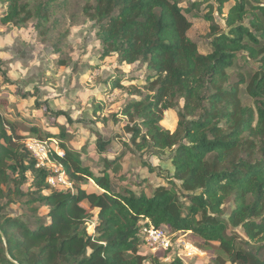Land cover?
<instances>
[{
	"label": "trees",
	"instance_id": "16d2710c",
	"mask_svg": "<svg viewBox=\"0 0 264 264\" xmlns=\"http://www.w3.org/2000/svg\"><path fill=\"white\" fill-rule=\"evenodd\" d=\"M68 1L0 0V23L34 21L47 37L54 6ZM86 1L83 15L93 23L100 58L116 56L119 65L140 64L148 72L145 96L132 86L140 99L118 113L131 136L129 144L121 141L130 153L170 152L174 172L160 174L166 184L146 192L142 181L127 179L129 172L117 175L125 155L104 157L102 166L86 164L63 145L68 131L53 120L63 152L53 159L74 190L51 188V172L37 167L19 133L20 119L11 117L0 100V264H182L166 262L169 252L142 251L143 229L150 225L172 238L192 236L206 253L216 250L212 264H264V5L260 0H208L218 5L220 15L234 1L223 28L216 22L215 5L202 10L205 1L186 8L181 0ZM190 15L210 23L206 54L188 35ZM239 59L244 60L241 71L258 63L248 81L242 74L233 81L229 73ZM97 81L108 86L103 96L124 89L120 77ZM243 91L254 108L243 105ZM103 108L98 105L96 112ZM166 114L173 128L177 124L173 132L163 127ZM29 127L37 137V127ZM112 141L96 142L95 151L103 155ZM231 198L234 208L226 217L224 206ZM20 203L33 219L40 216L36 204L46 207L48 222L32 224L11 213L9 208ZM91 220L93 234L86 227Z\"/></svg>",
	"mask_w": 264,
	"mask_h": 264
},
{
	"label": "rangeland",
	"instance_id": "374dc122",
	"mask_svg": "<svg viewBox=\"0 0 264 264\" xmlns=\"http://www.w3.org/2000/svg\"><path fill=\"white\" fill-rule=\"evenodd\" d=\"M194 1H205L202 6L204 12H207L208 4L215 5L216 22L225 27L223 18L234 1L225 4L223 15L219 14L218 5L214 1L207 3L208 0H181V6L186 8ZM260 1L264 5V0ZM86 2H58L47 25V37L38 32L34 21L21 26L0 24V99L7 102V111L20 119L19 133L25 139H47L45 135L48 133L56 135L49 139L52 149L60 151L61 139L57 136L59 129L53 126V120H56L68 131L63 145L83 157L86 164L96 166L99 163L102 166L104 157L112 159L116 156L122 159L125 155L119 160L122 165L117 175L121 177L129 172L127 179L142 181V188L150 192L155 187L166 184L160 174L174 172L171 153L157 156L150 150L145 153L128 152L121 139L129 144L131 136L124 130L127 125L125 118L118 114L126 103L140 99V96L133 94L132 86L142 90V95L145 96L143 86L148 72L140 64L119 65L116 56L104 60L100 58L102 49L92 27L93 23L83 15ZM1 10L0 4V17ZM188 18L193 24L189 37L197 43L202 54L208 53L211 50L210 23L193 15ZM243 63L244 60L239 59L236 67L229 71L233 81H236L238 74L244 75L248 81L258 69V63L255 62L245 65V69L241 71ZM110 77L123 78L124 89H116L103 96L102 93L106 92L108 86L97 80H108ZM241 99L244 106L254 108V100L245 91L242 92ZM100 104L104 105L103 111L96 112V107ZM171 118V115L166 114L162 126L173 132L177 124L173 128L174 124H169ZM30 125L37 127V137L29 134ZM102 137L113 140L103 155L95 151L96 142H101ZM149 167L156 172L152 173ZM133 190L139 192L140 189L133 187ZM34 207L39 210L38 219L30 218L28 206L21 203L11 206L9 210L26 218L28 223L48 222L46 207L37 204ZM233 208L231 198L224 206L226 217ZM94 213L97 215L98 212ZM86 227L93 234L95 220L88 221ZM185 239L197 247L201 243L189 235ZM142 251L152 253L146 245ZM216 257V250H212L203 257L187 261V264H212ZM173 260L175 259L171 258L168 263Z\"/></svg>",
	"mask_w": 264,
	"mask_h": 264
},
{
	"label": "built area",
	"instance_id": "2783aa9c",
	"mask_svg": "<svg viewBox=\"0 0 264 264\" xmlns=\"http://www.w3.org/2000/svg\"><path fill=\"white\" fill-rule=\"evenodd\" d=\"M24 145L35 159L37 167L48 169L51 172L47 181L51 188L74 190V185L69 181L65 169L53 159L54 154L61 157L63 152L53 150L50 139L27 138L24 140ZM143 234L146 238V246L152 253L169 252L165 259L166 262L174 258L181 261L182 264H187L195 258L206 255L202 249L186 240V235L178 234L172 238L167 230L152 225L144 227Z\"/></svg>",
	"mask_w": 264,
	"mask_h": 264
},
{
	"label": "crops",
	"instance_id": "0c3cea01",
	"mask_svg": "<svg viewBox=\"0 0 264 264\" xmlns=\"http://www.w3.org/2000/svg\"><path fill=\"white\" fill-rule=\"evenodd\" d=\"M3 11H4V9H3V7H2V10H1V12L3 13ZM2 13H1V16H2ZM1 18V17H0ZM1 24V23H0ZM1 100V99H0ZM1 101H3V100H1ZM7 103V102H6ZM11 107H13V104H11ZM7 107H5V111L7 112V113H9L10 111H7V109H6ZM9 115L11 116V117H13L10 113H9Z\"/></svg>",
	"mask_w": 264,
	"mask_h": 264
}]
</instances>
